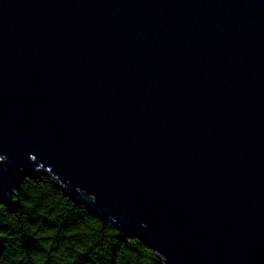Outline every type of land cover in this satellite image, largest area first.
<instances>
[{
  "label": "water",
  "instance_id": "obj_1",
  "mask_svg": "<svg viewBox=\"0 0 264 264\" xmlns=\"http://www.w3.org/2000/svg\"><path fill=\"white\" fill-rule=\"evenodd\" d=\"M29 174L163 264H264V0H0V202Z\"/></svg>",
  "mask_w": 264,
  "mask_h": 264
},
{
  "label": "trees",
  "instance_id": "obj_2",
  "mask_svg": "<svg viewBox=\"0 0 264 264\" xmlns=\"http://www.w3.org/2000/svg\"><path fill=\"white\" fill-rule=\"evenodd\" d=\"M59 188L47 174H29L12 191L16 207L0 202V264H163L142 241Z\"/></svg>",
  "mask_w": 264,
  "mask_h": 264
}]
</instances>
